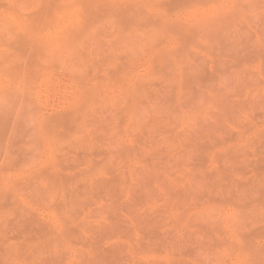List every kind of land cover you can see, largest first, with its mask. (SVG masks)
Listing matches in <instances>:
<instances>
[{"label": "rangeland", "instance_id": "1", "mask_svg": "<svg viewBox=\"0 0 264 264\" xmlns=\"http://www.w3.org/2000/svg\"><path fill=\"white\" fill-rule=\"evenodd\" d=\"M0 264H264V0H0Z\"/></svg>", "mask_w": 264, "mask_h": 264}]
</instances>
